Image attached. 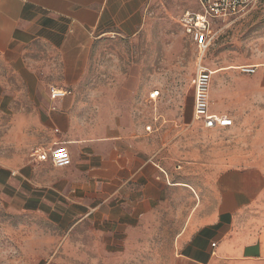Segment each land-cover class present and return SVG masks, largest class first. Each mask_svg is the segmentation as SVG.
Segmentation results:
<instances>
[{"label": "rangeland", "instance_id": "374dc122", "mask_svg": "<svg viewBox=\"0 0 264 264\" xmlns=\"http://www.w3.org/2000/svg\"><path fill=\"white\" fill-rule=\"evenodd\" d=\"M194 6L195 0H154L137 35L103 36L88 82L70 89L74 104L67 108L75 106L97 122L125 121L128 107L148 108L146 122L153 130L164 123L183 128L193 123L198 51L180 20ZM227 22L198 65L216 73L211 86L215 82L217 97L224 92L233 126L197 128L182 135L179 148L171 144L164 150L166 142L160 141L152 152L153 160L173 175L182 167L183 180L198 185L204 202L211 199L206 176L219 168L264 170V71L243 72L264 61V0H255L247 13ZM210 101L211 109L222 107L212 89ZM52 108L44 91H30L15 68L0 62V264H180L173 239L192 209L188 195L173 196L170 206L153 210L146 227L135 226L130 242L124 232L123 241L114 242L115 227L60 224L61 200L47 188L59 182L57 169L34 156L56 141L50 118L58 110ZM86 108L93 114L84 113ZM253 214L264 221V193Z\"/></svg>", "mask_w": 264, "mask_h": 264}, {"label": "crops", "instance_id": "0c3cea01", "mask_svg": "<svg viewBox=\"0 0 264 264\" xmlns=\"http://www.w3.org/2000/svg\"><path fill=\"white\" fill-rule=\"evenodd\" d=\"M153 2L0 0V62L15 68L30 91L46 93L52 110H58L50 118L56 141L49 148L64 145L71 156L68 167L56 168L59 182L47 187L62 202L57 219L70 227H115L114 242L123 241L122 232L130 242L135 226L146 227L153 210L170 206L173 196L188 195L192 209L173 239L174 256L180 264H264V221L253 214L264 193V170L219 168L206 176L211 199L204 202L198 198V185L183 180L182 167L173 175L153 160L152 152L158 150L160 141L166 142L164 150L171 144L177 149L184 133L207 130L195 120L194 107L193 123L186 128L173 122L153 130L146 122L148 108L128 107L125 121L97 122L84 118L75 106L67 108L74 104L72 96L61 100L50 97L51 87L78 89L88 82L98 41L111 34L137 35ZM194 7L186 11L199 12L198 0ZM226 23L214 22V32L218 34ZM200 58L204 57L198 51L197 67ZM247 67L263 72L264 61ZM210 89L217 105L222 101L221 108L211 109V105L210 112L230 117L224 92L216 96L215 82ZM84 111L93 114L89 108ZM113 114L118 115L119 110ZM214 130L218 129L208 131Z\"/></svg>", "mask_w": 264, "mask_h": 264}, {"label": "built area", "instance_id": "2783aa9c", "mask_svg": "<svg viewBox=\"0 0 264 264\" xmlns=\"http://www.w3.org/2000/svg\"><path fill=\"white\" fill-rule=\"evenodd\" d=\"M255 0H198L199 12H186L180 23L184 32L191 38L198 48L200 56L204 57L216 41L217 33L213 30L214 22H226L247 13ZM243 72L249 75L256 73L255 67H245ZM213 72L200 66L193 81L194 85V118L207 130L227 129L233 126V120L226 115L210 112V86ZM70 90L57 87L50 88L52 100H61L71 96ZM158 95V94H157ZM152 98L156 96L152 95ZM150 131L151 127H147ZM35 158L41 163H50L61 169L71 164V156L64 145L52 148H39L35 151Z\"/></svg>", "mask_w": 264, "mask_h": 264}]
</instances>
